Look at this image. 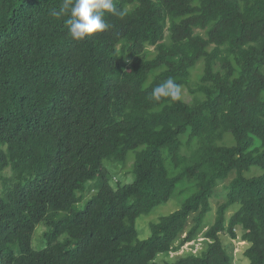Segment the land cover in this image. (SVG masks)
Listing matches in <instances>:
<instances>
[{
  "label": "trees",
  "instance_id": "16d2710c",
  "mask_svg": "<svg viewBox=\"0 0 264 264\" xmlns=\"http://www.w3.org/2000/svg\"><path fill=\"white\" fill-rule=\"evenodd\" d=\"M114 3L76 41L61 0H0V264H235L223 235L264 264V0Z\"/></svg>",
  "mask_w": 264,
  "mask_h": 264
},
{
  "label": "clouds",
  "instance_id": "9594fccd",
  "mask_svg": "<svg viewBox=\"0 0 264 264\" xmlns=\"http://www.w3.org/2000/svg\"><path fill=\"white\" fill-rule=\"evenodd\" d=\"M105 13H111L121 19L127 15L126 10L117 9L114 0H61L60 7L50 11V15L54 18L67 17L64 20L67 35L76 41L107 30L109 25L104 20ZM181 96V85L176 83L173 77L166 78L149 93V98L155 102H159L162 98L177 101ZM40 226L42 225L36 226L35 230L39 231Z\"/></svg>",
  "mask_w": 264,
  "mask_h": 264
},
{
  "label": "rangeland",
  "instance_id": "374dc122",
  "mask_svg": "<svg viewBox=\"0 0 264 264\" xmlns=\"http://www.w3.org/2000/svg\"><path fill=\"white\" fill-rule=\"evenodd\" d=\"M196 68H198L199 70L197 71L198 73L201 70V66L198 65ZM194 78V76H193ZM195 79V78H194ZM191 101V100H188ZM130 160L132 161L133 159V155H129ZM131 163V162H130ZM131 165V164H130ZM129 166V164H128ZM232 176H230L231 178ZM121 180L122 182H126L129 183L131 181V177H129V175H125V177L119 173L116 176V180ZM223 188V184H220L217 186L216 191L218 190V192L220 190H222ZM218 194V193H217ZM91 197V194L87 195L86 198L81 202L78 203L76 205V209L75 211L81 210L83 205L86 203V200L89 199ZM222 202L221 199H219L218 197L214 198L211 201L212 204V212L210 214V216L207 217V219H205V226L204 228L199 232V234L197 235L196 239L193 240L192 242L186 243L184 244V246H182L178 252H170L168 253L166 256H158V261H170V260H174L177 257H180L182 255H187L189 253H195L198 254L204 247L205 245V239L203 238V233L211 226V224L214 221V216H215V210L217 208V206ZM179 202L177 200H173L170 201L167 205L161 206L159 207L156 212L148 217H145L144 219H142L141 221H138L137 223V229L143 231V236L146 237L147 236V227L150 221H154L157 219L158 215H168L171 212L175 211L179 206H178ZM232 212V209H230L227 213H226V217L228 218L230 216ZM41 225V224H40ZM149 232V231H148ZM142 234V233H141ZM142 237V235H141ZM224 242L226 244L229 245V247H232V254H233V258H234V263L235 264H247V261L245 259H243L242 257V253L244 250V244L242 242H239L238 239L236 240H230V238L226 235L222 236Z\"/></svg>",
  "mask_w": 264,
  "mask_h": 264
}]
</instances>
